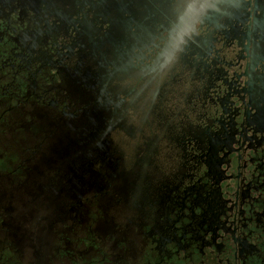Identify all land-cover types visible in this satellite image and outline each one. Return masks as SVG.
<instances>
[{
    "label": "flooded vegetation",
    "instance_id": "flooded-vegetation-1",
    "mask_svg": "<svg viewBox=\"0 0 264 264\" xmlns=\"http://www.w3.org/2000/svg\"><path fill=\"white\" fill-rule=\"evenodd\" d=\"M0 149V264H264V0H0Z\"/></svg>",
    "mask_w": 264,
    "mask_h": 264
},
{
    "label": "water",
    "instance_id": "water-1",
    "mask_svg": "<svg viewBox=\"0 0 264 264\" xmlns=\"http://www.w3.org/2000/svg\"><path fill=\"white\" fill-rule=\"evenodd\" d=\"M191 7H192L191 4H189L185 8V10L176 18V21L173 23V27L169 33L171 41L173 43L181 41L182 37L186 35L188 22L192 14Z\"/></svg>",
    "mask_w": 264,
    "mask_h": 264
},
{
    "label": "rangeland",
    "instance_id": "rangeland-1",
    "mask_svg": "<svg viewBox=\"0 0 264 264\" xmlns=\"http://www.w3.org/2000/svg\"><path fill=\"white\" fill-rule=\"evenodd\" d=\"M179 97H178V95L177 94H175V92H174V96H169V103H171V102H176V100L178 99ZM155 120V119H154ZM155 122H157V120H155ZM159 127V126H158ZM158 127L156 126V124L154 123V122H152V128L155 130V131H157V132H159L160 130L158 129ZM0 152H2L1 151V149H0Z\"/></svg>",
    "mask_w": 264,
    "mask_h": 264
}]
</instances>
